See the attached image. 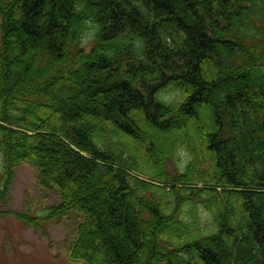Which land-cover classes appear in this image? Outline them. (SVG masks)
Here are the masks:
<instances>
[{
  "label": "trees",
  "instance_id": "16d2710c",
  "mask_svg": "<svg viewBox=\"0 0 264 264\" xmlns=\"http://www.w3.org/2000/svg\"><path fill=\"white\" fill-rule=\"evenodd\" d=\"M24 163L71 264H264V0H0V204Z\"/></svg>",
  "mask_w": 264,
  "mask_h": 264
},
{
  "label": "rangeland",
  "instance_id": "374dc122",
  "mask_svg": "<svg viewBox=\"0 0 264 264\" xmlns=\"http://www.w3.org/2000/svg\"><path fill=\"white\" fill-rule=\"evenodd\" d=\"M92 34V30L86 31L84 40L90 39ZM174 95L170 93L168 98L173 99ZM182 157L184 160L186 156ZM59 202L55 192L40 187L34 166L24 163L16 170L10 196L0 204V264H71L68 248L75 240L83 219L81 215L71 213L47 224L45 229H33L14 215L4 214L20 211L42 215Z\"/></svg>",
  "mask_w": 264,
  "mask_h": 264
},
{
  "label": "bare ground",
  "instance_id": "6f19581e",
  "mask_svg": "<svg viewBox=\"0 0 264 264\" xmlns=\"http://www.w3.org/2000/svg\"><path fill=\"white\" fill-rule=\"evenodd\" d=\"M113 38V37H112ZM125 45V44H124ZM116 47V46H115ZM103 56V55H102ZM103 60V59H102Z\"/></svg>",
  "mask_w": 264,
  "mask_h": 264
}]
</instances>
